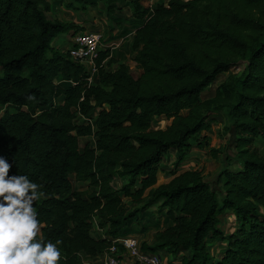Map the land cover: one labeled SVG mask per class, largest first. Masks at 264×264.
Instances as JSON below:
<instances>
[{
	"label": "trees",
	"instance_id": "1",
	"mask_svg": "<svg viewBox=\"0 0 264 264\" xmlns=\"http://www.w3.org/2000/svg\"><path fill=\"white\" fill-rule=\"evenodd\" d=\"M144 1L0 0V218L6 194L18 204L42 195L26 223L10 224L23 244L0 246V264H79L134 233L133 223L143 233L146 212L162 222L142 250H187L181 264H264V0ZM98 3L109 18L132 8L138 75L106 49L88 82L67 49L52 46L83 26L46 13ZM218 111L233 139L216 177L220 200L200 170L177 171L191 147L208 148ZM79 137L92 141L80 148ZM171 151L172 178L155 186ZM227 212L230 232L220 226ZM209 242L222 245L218 254Z\"/></svg>",
	"mask_w": 264,
	"mask_h": 264
},
{
	"label": "rangeland",
	"instance_id": "2",
	"mask_svg": "<svg viewBox=\"0 0 264 264\" xmlns=\"http://www.w3.org/2000/svg\"><path fill=\"white\" fill-rule=\"evenodd\" d=\"M148 1L149 0L144 1V6L147 5ZM153 1L155 2L156 0ZM131 13L132 8L126 6L121 12H117L109 18L106 17L104 8L100 3H98L95 5V8L88 9L85 13L82 12L81 15L75 13L76 18H71L69 17V13H60L58 10L54 14L48 13V16L50 15L55 16L56 18L58 17V19H62V21L63 19L72 20L71 22L74 24L76 23V25H83V31L86 30L99 32L102 36L101 42L104 44L101 48H104V50H109L114 60L126 63L129 66L131 73L136 76L139 73V69L132 60L134 52L131 50V39L134 28L138 22L134 20ZM65 35L66 32L59 33L55 40L58 48L62 51L64 48L68 49L71 44V41L67 44ZM54 39L55 37L53 38L52 42ZM56 43L54 44L56 45ZM227 75L228 72L221 73L216 78V80L202 92V99H207L213 96L216 85L222 82ZM4 110L5 107L0 106V116L3 114ZM9 111L13 110L9 108ZM214 117L215 121L211 123L210 129L207 131V146L208 148H217L219 152L215 157H213L208 151V148L200 150L194 149L193 152H195L196 158L190 160L189 163L203 172L204 180L207 181L210 187L216 191L217 197L220 200L222 196V189L220 184L216 182V177L218 172L223 168L225 153H230L233 139L231 137L232 133L230 130H228L227 125L224 122L225 120L223 119L222 114H220V111H218ZM91 141V137H79L80 148L84 145V143ZM256 144L259 151L264 152L263 144L259 141H257ZM172 160L173 159L168 158L165 159L164 163H162L163 168L159 174L160 181L167 179L165 175L168 173L169 165L172 164V162L169 161ZM70 179L72 181L73 188L82 189L85 187L84 183L75 181L73 175H70ZM121 183L122 181L118 177H116L113 181V184L117 187H119ZM41 198V194L34 193L18 204L17 202L13 201L11 193L6 194L5 201L8 205V212L6 215L0 218V233L3 235V239L0 241V246L12 244L16 247H19L18 245H20L23 240L22 236L15 233L8 234L9 226L12 222L22 225L26 223L31 216L34 205ZM151 214L155 215L156 213L152 212ZM226 215L227 213L223 214V216H220V226L223 230H226V226L229 227ZM159 218V222L156 223L155 217L152 218L148 212H146L145 217L142 219V224L144 226L142 232L144 235H153L155 228H157L162 222V219ZM132 228L134 233H138V230H140V227L135 226V223L132 224ZM92 233L95 236L99 235V230L96 228L95 224H93ZM220 247L221 246L218 242H209L208 245V248L213 254H218V248Z\"/></svg>",
	"mask_w": 264,
	"mask_h": 264
},
{
	"label": "built area",
	"instance_id": "3",
	"mask_svg": "<svg viewBox=\"0 0 264 264\" xmlns=\"http://www.w3.org/2000/svg\"><path fill=\"white\" fill-rule=\"evenodd\" d=\"M149 0L147 6L152 4ZM101 34L97 31H77L72 33L71 44L67 52L71 59L81 64L88 75V82L97 72V58L100 50H104L101 42ZM3 235L0 233V241ZM126 253L134 264H181L180 261L165 263L161 257L154 252L142 250L140 242L135 235H126L112 240L111 246L105 257L97 264H120V252Z\"/></svg>",
	"mask_w": 264,
	"mask_h": 264
},
{
	"label": "crops",
	"instance_id": "4",
	"mask_svg": "<svg viewBox=\"0 0 264 264\" xmlns=\"http://www.w3.org/2000/svg\"><path fill=\"white\" fill-rule=\"evenodd\" d=\"M57 10L60 13H65V12L66 13H69V17H71V18H76L75 13L78 14V15H81V13H82V12H79V11H76V10H73V9H68L63 4L54 6L53 9H51L48 13L49 14L50 13L54 14ZM48 13H46L47 16H48ZM50 18L51 19H58V17L56 18L55 16H50ZM58 20H61L62 21V19H58ZM63 21H65V22H71L72 20L63 19ZM81 26H83V25H81ZM72 33H73L72 30L66 32L65 37H66V40H67V44L71 41ZM56 37H55L54 41L51 44L56 49L60 50L58 48L57 43L55 42ZM54 43H56V45ZM64 50H66V49L64 48ZM194 149L200 150L202 148H198L196 146L191 147V152H190L189 156L183 161V163L180 165V167H178V169H177L178 172L179 171H183V170H187V169H197V170H200L198 168H195L193 165H191L189 163L190 160H193L194 158H196L195 157V152H193ZM173 157H174V153L171 151L169 153V158L173 159ZM165 159H166V157L162 160L161 166H160L159 170L157 171V175H156L157 179H156L155 186H157L159 184H162V183H166V182H168L172 178V174H171L172 164H170L169 167H168L169 168L168 169V173H166V175H165L167 177V179L166 180H163V181H160L159 180V174L161 173V170L163 168L162 163H164ZM169 162H172V161H169ZM202 175H203V172H202ZM224 214H226V213H224ZM226 217H227V222L229 224V227L226 226V230L225 231L226 232H230L232 230V222L234 221V216H233V214L231 212H227ZM130 235H135L138 238V240H139L140 243L143 242V243H145L147 245H152L153 242H154L153 236H146V235H144V233H131ZM22 244H23V240H22L21 244L18 245V246H21ZM218 249L220 251L222 249V245ZM155 253H157L161 257V259L163 260V262H165V263H170V262H173V261H180L181 258H182V256L189 255V252L187 250H181V251H178L176 253H171V252L167 251L164 248L163 249L156 250ZM211 254H213V253H211ZM105 255H106V253H104L102 255H97V256L91 257V258H89V257H81L79 264H97V263H99L105 257ZM213 255H216V254H213ZM119 259H120V264H134L133 260L131 258H129V256H127L126 253H124L122 251L119 254Z\"/></svg>",
	"mask_w": 264,
	"mask_h": 264
}]
</instances>
